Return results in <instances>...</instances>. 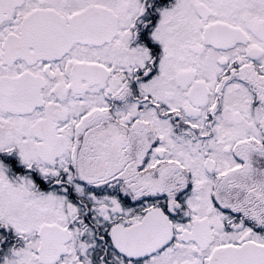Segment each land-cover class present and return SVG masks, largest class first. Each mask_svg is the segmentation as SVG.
<instances>
[{"label": "snow or ice", "instance_id": "snow-or-ice-1", "mask_svg": "<svg viewBox=\"0 0 264 264\" xmlns=\"http://www.w3.org/2000/svg\"><path fill=\"white\" fill-rule=\"evenodd\" d=\"M0 264H264V0H0Z\"/></svg>", "mask_w": 264, "mask_h": 264}]
</instances>
